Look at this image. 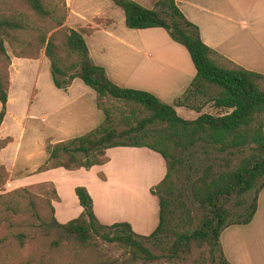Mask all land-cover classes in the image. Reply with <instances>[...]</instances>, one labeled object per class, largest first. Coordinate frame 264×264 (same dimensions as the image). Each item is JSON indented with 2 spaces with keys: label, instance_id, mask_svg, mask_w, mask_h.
<instances>
[{
  "label": "trees",
  "instance_id": "1",
  "mask_svg": "<svg viewBox=\"0 0 264 264\" xmlns=\"http://www.w3.org/2000/svg\"><path fill=\"white\" fill-rule=\"evenodd\" d=\"M61 1L63 11L56 14V6L48 8L44 0H18L24 12L37 21L50 22L36 30L32 38L22 36L30 25L26 14L0 9V122L8 88L6 48L12 57L22 59H37L42 52L54 88L65 90L73 79L81 81L95 94V106L102 113L103 122L82 136L54 144L45 142L47 157L38 171L87 170L107 161L106 149L146 148L156 153L164 164L162 179L149 189L157 200L158 221L147 236L136 235L126 223L102 225L93 216L85 188L77 186L73 193L81 213L59 224L53 218L50 201L55 199V194L49 185L41 184L50 188L51 196L45 201L48 214L43 216L34 209L30 192L34 186L41 185L17 188L0 194V264H117L102 257L98 252L99 242L114 245L140 264L159 259L177 264L193 251H198V256L191 264H229L220 251L219 234L228 225L249 223L256 208V194L264 184V88L261 87L264 77L234 65L205 46L196 27L185 20L173 0H157L152 9L131 0H109L121 10L126 29L160 28L171 41L183 47L194 70L193 81L183 95L200 94L204 85L213 87L218 90L211 99L213 106L227 111L219 116L202 113L193 120L181 119L170 106L151 94L111 83L103 69L89 60L82 34L90 30L63 27L66 11ZM109 101L116 104L104 106ZM121 105L129 108L128 115H123ZM134 110L142 115L133 116ZM118 124L124 128L117 131ZM4 144L5 140L0 141V149ZM197 144L225 153V168L213 171L206 167L197 177L185 180L186 187L182 189L177 166L179 154ZM6 178L0 166V186ZM250 190L256 194L246 208L245 217L229 223L226 205L233 201L235 208L243 207L241 196ZM183 192L197 206L196 219L181 202L175 206L177 212L170 209ZM36 236L47 241L43 252L33 258L18 257L28 240ZM165 236L167 241L159 254L144 246L143 241ZM62 245L68 249L69 258L67 254H56Z\"/></svg>",
  "mask_w": 264,
  "mask_h": 264
},
{
  "label": "crops",
  "instance_id": "2",
  "mask_svg": "<svg viewBox=\"0 0 264 264\" xmlns=\"http://www.w3.org/2000/svg\"><path fill=\"white\" fill-rule=\"evenodd\" d=\"M63 1L66 9L63 27L90 30L82 34L89 60L101 67L114 85L123 88L129 82L142 86L145 83L142 88L150 91L151 87H158L151 80L158 83L167 71L183 77L194 72L193 67L188 68L184 54L173 48L163 29L124 30L115 26L116 21L103 9L108 5L106 1L111 3L109 0L95 3L81 0L91 2L85 10L78 4L80 0ZM131 1L152 9L157 0ZM173 1L185 20L197 28L200 41L215 50L217 47L211 39H203L204 23L208 22L205 19L223 20L227 26L235 24L217 10L212 0ZM84 11L90 13L88 17ZM111 12L117 17V24H123V15L120 17L115 10ZM240 27L245 29V23L241 22ZM146 41L152 42L154 51L150 50V54L140 50L145 49ZM215 53L238 65L225 53ZM177 54L181 55L182 65L175 58ZM188 87L179 86V92ZM90 91L78 79H73L65 90L54 88L48 62L42 55L34 60L10 57L5 112L0 122V141L5 140L0 149V166L7 175L5 188L49 185L55 194V199L50 201L53 218L63 224L81 213L73 193L74 187L81 186L89 195L93 216L100 224L126 223L136 235L147 236L158 221L157 200L149 189L164 175L163 161L156 153L146 148L114 147L105 150L104 164L87 170L38 171L47 157L45 142L54 144L79 137L97 127L95 113L99 110L93 105L95 94ZM218 244L229 264H264V184L256 194V208L249 223L221 230Z\"/></svg>",
  "mask_w": 264,
  "mask_h": 264
},
{
  "label": "rangeland",
  "instance_id": "3",
  "mask_svg": "<svg viewBox=\"0 0 264 264\" xmlns=\"http://www.w3.org/2000/svg\"><path fill=\"white\" fill-rule=\"evenodd\" d=\"M207 1V0H205ZM218 8L217 10L222 12L225 16L232 18L235 21V24H228L227 26L223 20H215V19H205L204 28H203V39L205 41L210 40L213 45H216V49L207 46L212 51H218L220 53H225L229 58H233L238 63L237 66L241 67L244 70L259 74L264 77V0H212ZM93 3L98 2L96 0L91 1ZM90 1L82 2L81 0L78 2L81 9H89V5H91ZM108 4L107 7H103L105 13L110 16L114 21H116L115 26H119L122 29L126 30L123 26L124 24H117V17L111 12V10H115L119 12L120 17H122V13L119 9L113 7L111 3L106 1ZM45 5L48 8H52L56 6V14H59L63 11L61 9L62 1L61 0H44ZM77 3V1L75 2ZM0 9L2 10H15L16 12L24 13L29 19V30L26 33H22L25 38H32L36 35V30H40L43 27H46L50 24L48 21H37L31 14L24 12L25 8L19 4L18 0H0ZM66 9L64 8V12ZM86 17L89 16V12L86 13L84 11ZM245 23L246 27L241 28L240 23ZM65 28V27H64ZM67 29V28H66ZM197 29V28H196ZM64 30V29H63ZM117 30V27L115 31ZM160 31V30H159ZM166 33V31H165ZM167 34V33H166ZM168 36V35H167ZM87 37V36H85ZM169 38V37H168ZM86 42L90 43V40L86 38ZM173 48L180 50L182 54H184L187 60L188 68H192L191 62L188 58L186 51L178 45L177 43L171 41ZM210 43V42H209ZM151 45V47H150ZM142 47V46H140ZM140 49L141 51H146L150 54V50L153 52L154 49L152 47V42L146 41V46ZM147 49V50H146ZM6 52L10 57L9 50L6 48ZM42 55L40 52L39 56ZM221 55V54H220ZM38 56V57H39ZM43 56V55H42ZM178 56V57H177ZM175 57L176 60L182 65L181 55L177 54ZM37 57V58H38ZM22 59V58H21ZM45 59V58H44ZM46 60V59H45ZM47 61V60H46ZM138 60L135 59V63ZM142 65V64H141ZM185 69V68H184ZM193 70V69H192ZM168 76V78H166ZM194 78V72L192 74H188V77L180 76L176 72L167 71L165 78L161 79L158 83L155 80H151L153 84H157L156 87H151L150 91H145V83L142 85H138L134 82H129L125 85L126 89H132L137 91H144L152 96L156 97L161 103L170 106L176 113V115L184 120H193L198 114L206 113L214 116H219L226 113V110L215 108L211 102V99L214 98L218 90L204 85L201 89L200 94H194L192 96L183 95L184 90L179 92L178 87L183 85H190ZM147 81V80H146ZM120 87V86H119ZM261 87L264 88V79L261 80ZM92 92V91H90ZM182 93V94H181ZM94 94V93H91ZM95 96V95H94ZM177 102H180L181 105H178ZM95 104V99L93 100V105ZM111 104H116L114 101H109V103H104V106H110ZM123 115L129 114V108L121 105ZM139 110H134L133 116H141L142 113L138 112ZM96 112V111H92ZM95 116L98 117V125L103 122V115L101 112L97 111ZM156 127V126H151ZM124 127L122 124H118L116 130H122ZM26 137V135H25ZM225 157V153H219L214 148L210 146H204L202 144H197L193 148L182 151L179 154V164L178 169L181 173V183L182 187L185 188V180L193 179L197 177L201 171L209 167L213 171H220L225 168V163L223 161ZM233 161L234 158H231ZM7 179V178H6ZM6 181V180H5ZM5 181L0 186V194L7 193L14 189L7 190L5 188ZM183 181V182H182ZM22 188V187H21ZM17 189V188H16ZM50 188L47 186H34L30 190L32 197H34V209L41 215L48 214V208L45 203L49 196ZM182 193V191H181ZM255 190H250L246 194L241 196V201L243 203V207L235 208L233 206V201L226 205L228 210V222H236L240 221L246 215V208L248 204L252 201L255 196ZM177 197V195H176ZM186 204L187 208L191 210L192 216L196 219L198 216V210L196 204L192 203L189 199V195L186 192H183L182 196L178 198L177 202L172 203L170 209L173 213L177 212L178 203ZM179 206V204H178ZM175 207V208H174ZM229 225L224 227L228 228ZM22 229V228H21ZM222 229V230H223ZM25 230V229H24ZM28 231L30 229H27ZM31 231V230H30ZM29 243L25 245L24 249L19 252L18 257H32L39 256L41 252H43L45 246L47 245V241L43 240L39 236L34 237V239L28 240ZM27 241V242H28ZM167 241V237L162 238H152L146 241H143L144 246L148 248L152 253L159 254L160 250L164 247ZM68 249H66L63 245L57 249L58 256H66L69 253ZM98 252L102 255L103 258H107L110 260H114L117 264H140L139 262H133L128 255H126L123 251L116 248L114 245H108L100 243L98 244ZM198 251H193L192 254L187 257L185 260L178 262L177 264H191V262L197 258ZM151 264H167L163 259H159Z\"/></svg>",
  "mask_w": 264,
  "mask_h": 264
}]
</instances>
